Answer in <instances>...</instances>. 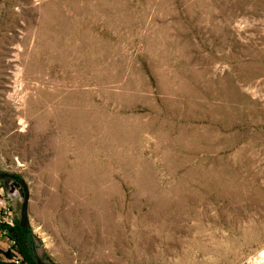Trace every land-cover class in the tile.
Here are the masks:
<instances>
[{
    "label": "rangeland",
    "instance_id": "1",
    "mask_svg": "<svg viewBox=\"0 0 264 264\" xmlns=\"http://www.w3.org/2000/svg\"><path fill=\"white\" fill-rule=\"evenodd\" d=\"M15 183L40 264H264V0H0Z\"/></svg>",
    "mask_w": 264,
    "mask_h": 264
},
{
    "label": "trees",
    "instance_id": "2",
    "mask_svg": "<svg viewBox=\"0 0 264 264\" xmlns=\"http://www.w3.org/2000/svg\"><path fill=\"white\" fill-rule=\"evenodd\" d=\"M12 178L14 181H20L16 176H13ZM0 229L7 233L8 238L14 243L26 264H40L34 255L32 248L33 238L29 227L22 228L19 219H17L14 227H7L5 224H0ZM3 254L7 257L11 256L8 252H4ZM0 264L5 263L0 259Z\"/></svg>",
    "mask_w": 264,
    "mask_h": 264
},
{
    "label": "built area",
    "instance_id": "3",
    "mask_svg": "<svg viewBox=\"0 0 264 264\" xmlns=\"http://www.w3.org/2000/svg\"><path fill=\"white\" fill-rule=\"evenodd\" d=\"M16 215L14 210L5 205L4 201L0 198V224H5L7 227H14L16 224ZM11 247H8V251L14 255L11 260L14 264H20L23 262L22 256L19 254L14 243L10 240Z\"/></svg>",
    "mask_w": 264,
    "mask_h": 264
},
{
    "label": "crops",
    "instance_id": "4",
    "mask_svg": "<svg viewBox=\"0 0 264 264\" xmlns=\"http://www.w3.org/2000/svg\"><path fill=\"white\" fill-rule=\"evenodd\" d=\"M0 198L4 201L5 205L12 208L14 204V198L12 195L8 194V196H5L3 188L0 186ZM15 211V210H14ZM10 239L8 238V235L5 231L0 229V259L3 261V253L5 252V246L9 244Z\"/></svg>",
    "mask_w": 264,
    "mask_h": 264
},
{
    "label": "water",
    "instance_id": "5",
    "mask_svg": "<svg viewBox=\"0 0 264 264\" xmlns=\"http://www.w3.org/2000/svg\"><path fill=\"white\" fill-rule=\"evenodd\" d=\"M15 187L20 192L21 196L24 197V203L22 206L20 226L22 228H27L29 226V194L27 193L26 188L24 190L21 188L20 184L15 183ZM25 192V193H24Z\"/></svg>",
    "mask_w": 264,
    "mask_h": 264
}]
</instances>
